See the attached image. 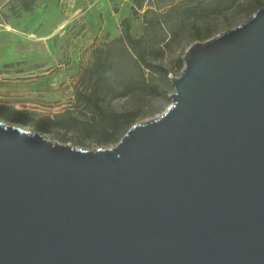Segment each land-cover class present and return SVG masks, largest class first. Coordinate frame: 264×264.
Returning a JSON list of instances; mask_svg holds the SVG:
<instances>
[{
    "label": "water",
    "instance_id": "95a60500",
    "mask_svg": "<svg viewBox=\"0 0 264 264\" xmlns=\"http://www.w3.org/2000/svg\"><path fill=\"white\" fill-rule=\"evenodd\" d=\"M171 79L113 148L0 122V264H264V6Z\"/></svg>",
    "mask_w": 264,
    "mask_h": 264
},
{
    "label": "rangeland",
    "instance_id": "374dc122",
    "mask_svg": "<svg viewBox=\"0 0 264 264\" xmlns=\"http://www.w3.org/2000/svg\"><path fill=\"white\" fill-rule=\"evenodd\" d=\"M193 3L148 0L139 16L133 17V0H37L34 9L20 17L0 15V105L34 117H56L72 110L81 120L73 128L49 131L2 117L0 122L38 131L53 143L84 150L115 147L124 135L113 141L87 129L85 121H92L95 115L77 100V92L89 85V80L82 85L81 78L96 62L94 49L122 35V18H132L135 37L144 32L146 10L149 18L167 20L158 29L164 40L148 46L158 71L141 74L130 56L124 55L111 75L112 90L103 97L108 112H131L135 125L160 117L172 105L169 95L175 93V86L171 77L181 75L185 56L194 43L243 24L264 6V0H235L202 18H192L186 9ZM3 11L9 14L6 8Z\"/></svg>",
    "mask_w": 264,
    "mask_h": 264
},
{
    "label": "trees",
    "instance_id": "16d2710c",
    "mask_svg": "<svg viewBox=\"0 0 264 264\" xmlns=\"http://www.w3.org/2000/svg\"><path fill=\"white\" fill-rule=\"evenodd\" d=\"M37 0H0V15L8 17H20L24 12H31ZM148 0H133L131 14L133 17L139 16ZM235 0H194L186 12L189 17L202 18L206 15L221 10L228 2ZM6 8L9 12L3 11ZM148 10L144 12V32L141 36L135 37L132 33V18L124 17L120 21L122 35L115 37L110 42L105 43L100 48H95L93 53L96 59L95 64L86 69L81 78L82 85L89 80V85L84 89L81 87L77 92V100L83 103L95 115L92 121H85L86 128L103 136L108 140L118 141L134 123V114L108 112L103 104V97L112 90L110 81L111 75L118 68L121 57L129 55L141 74L146 70L150 73L158 71L154 59L148 50L149 44L161 43L162 39L158 34V29L162 28L167 22L158 17L149 18ZM170 19H172L170 17ZM5 66L11 67L12 64ZM0 117L25 125L37 126L43 131H49L56 127L73 128V124L81 122L72 110H66L56 117H34L29 113L10 107L0 105ZM83 122V121H82Z\"/></svg>",
    "mask_w": 264,
    "mask_h": 264
}]
</instances>
